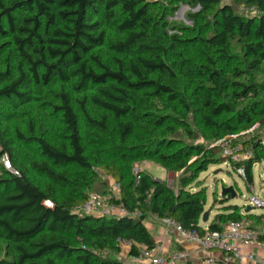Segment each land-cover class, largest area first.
I'll list each match as a JSON object with an SVG mask.
<instances>
[{"label": "trees", "instance_id": "1", "mask_svg": "<svg viewBox=\"0 0 264 264\" xmlns=\"http://www.w3.org/2000/svg\"><path fill=\"white\" fill-rule=\"evenodd\" d=\"M173 1L199 8L188 20L207 29L200 39L204 63H191L182 53L185 41L167 36L166 23L140 0H0V108L15 115L34 100L39 108L23 130L12 129L0 111V161L9 166L0 163V264H122L113 256L118 240L132 244L131 256L137 247L155 246L147 214L199 235L203 226L220 232L230 222L264 218L241 215L223 193L220 212L202 225L206 197L186 191L187 179L177 193L143 173L135 183L134 165L144 161L166 171L204 172L214 150L186 139L216 141L256 122L260 136L232 145L234 153L249 151L250 157L238 165L229 157L222 161L234 170L242 166L248 186L253 166L264 162V99L250 108L238 105L259 87L240 79L264 63V0H233L254 10L247 19L220 0ZM101 21L116 30L108 47L112 68L94 54L106 42ZM231 44L248 63L224 74L208 52L227 61ZM16 143L34 145L38 155L17 158ZM95 170L119 189L109 201L125 216L71 212L87 199L84 189Z\"/></svg>", "mask_w": 264, "mask_h": 264}, {"label": "rangeland", "instance_id": "2", "mask_svg": "<svg viewBox=\"0 0 264 264\" xmlns=\"http://www.w3.org/2000/svg\"><path fill=\"white\" fill-rule=\"evenodd\" d=\"M142 4L146 5L151 11L153 18L162 25L166 23L167 27L165 32L167 36L175 35L180 37L185 41L182 48V53L185 57H188L193 64H199L205 62V57L202 54L203 47L200 43V39L205 37L207 33L206 28L198 29L188 20V16L195 14L199 11L198 7H190L187 4H182L173 0H140ZM221 4L228 5L233 8L235 14L243 18H253L256 13L253 9L247 8L237 1L233 0H220ZM156 22V23H157ZM101 27L106 33L105 46L96 50L94 54L98 57V60L109 68H112V57L114 54L108 49L110 43L115 41L117 38L116 30L114 27L101 21ZM209 55L217 62V67L224 71V74H231L232 68H237L242 70L246 67L248 61L242 54V52L236 47L235 44H231L229 47V59L227 61H222L224 57L222 53L215 50H210ZM94 67V65H93ZM97 72L100 71V67L95 68ZM240 81L249 84L256 83L259 87L256 91L249 94V96L240 102L238 105L242 108L251 107L253 104L262 105V100L264 99V63L261 65L259 72H252L246 78L240 79ZM187 92V91H186ZM189 92H187L188 94ZM37 98L38 96H34ZM196 97V96H195ZM155 107H160V104H156ZM39 110L36 101L34 100L32 104L26 106L22 109L21 113L18 111L17 114L12 115L10 108L3 106L0 108L1 118L6 119L8 123L12 126V129L19 128L24 129V121L28 117H34ZM49 118V117H48ZM253 118V117H252ZM5 120V121H6ZM192 128L198 131L200 128L194 125L191 119ZM200 133V132H199ZM201 134V133H200ZM256 134L261 135L262 131L258 122H256L249 129H239L237 134L232 136L223 137L217 139L216 141L203 140L199 137L195 140L186 139V143H192L196 145L208 146L214 150V162L207 166L206 170L201 173H193V171H166L162 169L157 164L144 161L141 163H136L134 165L133 173H143L149 176L151 179L160 182L167 188L171 189L174 193H177L180 189L181 184L187 179L189 181L188 185H185L186 191H202L206 197V204L204 207V212H208L211 209V217L215 213L220 212L219 200L222 199V194L224 190H232L234 198L230 200V203L236 205L240 208H246L247 198L254 194L258 197L264 196V162L256 164L252 168V185L248 186L246 182H243L235 173L234 167L229 162H223V159L230 157L234 153L233 144H240L242 141L250 139V135ZM13 132H9L7 137L13 138ZM16 141V139H13ZM193 141V142H191ZM2 143L0 142V151L2 149ZM16 157L22 159H31L38 155L36 147L30 144L16 143ZM264 155V152H263ZM6 160H1L0 163L5 169ZM196 175V176H194ZM89 186L84 189V194L86 197H98L102 201H108L110 199H115L117 196L112 192V180L105 176L101 171L95 170V179L92 178L89 181ZM232 193H229L230 196ZM213 206H218V209H214ZM147 207V206H146ZM263 209H253V214L263 213ZM156 218L150 214L146 215L144 221L145 226L149 229L156 222ZM156 233V231H155ZM154 229L151 234L155 236ZM2 253V251H1ZM0 253V254H1ZM125 251L117 252L113 254L114 258L122 264L127 263L125 259ZM1 257V255H0Z\"/></svg>", "mask_w": 264, "mask_h": 264}, {"label": "built area", "instance_id": "3", "mask_svg": "<svg viewBox=\"0 0 264 264\" xmlns=\"http://www.w3.org/2000/svg\"><path fill=\"white\" fill-rule=\"evenodd\" d=\"M259 147L264 149V134L259 139ZM250 157V152L245 151L238 155L232 153L230 161L232 163L241 164ZM5 168L9 169L8 163H5ZM236 175L246 182L245 172L242 166L235 168ZM135 183L140 180L139 173H134ZM112 192L118 197L119 189L112 184ZM116 197V198H117ZM247 205L252 209L264 210V196L258 197L251 194L247 198ZM242 209V208H241ZM244 208L241 210V215L246 214ZM71 212L76 216H93L100 218H117L125 216L126 213L120 205H114L109 200L102 201L98 197H88L83 203L72 208ZM160 226V233L155 246L152 249L146 247H137V254L131 256L132 244L124 240H118L119 252L125 251V264H192L189 255L184 250H175L166 255L162 251V246L166 240L173 238L181 243H189L196 245L202 252L217 251L222 254L223 264H228L241 258V251L246 247H254L257 249L263 248L264 243L259 241L258 233L251 228L249 221L230 222L220 232H210L203 226V234L199 235L194 230H188L181 224L171 218L157 219ZM247 260L255 264H264V256L250 254ZM198 264H218L211 257H206Z\"/></svg>", "mask_w": 264, "mask_h": 264}, {"label": "crops", "instance_id": "4", "mask_svg": "<svg viewBox=\"0 0 264 264\" xmlns=\"http://www.w3.org/2000/svg\"><path fill=\"white\" fill-rule=\"evenodd\" d=\"M214 209H218V206H213ZM211 209L212 207L208 210V222H210L213 217L216 215L211 217ZM210 213V214H209ZM257 217H261L264 216V211L261 214H254ZM157 220V218L155 219ZM251 227L258 233L259 236H264V218L262 220H260V222H250ZM145 224V223H144ZM146 227V226H145ZM147 231L149 232V234L153 237L154 241H157L159 233H160V226L158 221L155 222V224L153 226H151L149 229L146 227ZM154 229V233L155 236L151 234V231ZM184 250L188 253L189 258L192 262V264H198L199 262H201L203 259H205L206 257H211L213 258L215 261L218 262V264H223L222 263V259L223 256L221 253L217 252V251H211V252H202L200 251V249L193 244H189V243H181L176 241L173 238H169L168 240L165 241V243L162 246V251L164 253H166V255H168L169 253H171L172 251L175 250ZM250 254H256L258 256H264V249L260 248H254V247H246L243 248L241 251V258L242 259H237L236 261L232 262V263H228V264H255L249 260H247V256Z\"/></svg>", "mask_w": 264, "mask_h": 264}, {"label": "water", "instance_id": "5", "mask_svg": "<svg viewBox=\"0 0 264 264\" xmlns=\"http://www.w3.org/2000/svg\"><path fill=\"white\" fill-rule=\"evenodd\" d=\"M224 193H232V190H224ZM233 198H234V194L232 193V194H231V199H233ZM252 210H253V209H252L251 207H246L245 210H244V212H245V213H248V212H250V211H252ZM207 222H208V212H204V213L202 214L201 224H202V225H205Z\"/></svg>", "mask_w": 264, "mask_h": 264}]
</instances>
